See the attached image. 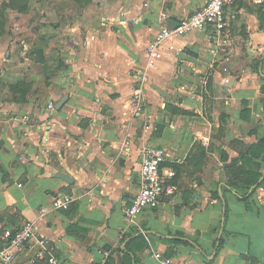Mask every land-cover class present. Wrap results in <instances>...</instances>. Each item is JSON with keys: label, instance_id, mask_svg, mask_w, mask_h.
<instances>
[{"label": "crops", "instance_id": "0c3cea01", "mask_svg": "<svg viewBox=\"0 0 264 264\" xmlns=\"http://www.w3.org/2000/svg\"><path fill=\"white\" fill-rule=\"evenodd\" d=\"M206 1L28 0L9 22L0 35V247L25 219L36 229L15 264H32L39 237L59 264H98L103 250L109 264H161L155 252L173 264H264V180L251 190L239 170L241 152L264 136V0L227 4L220 31L165 40L146 70L143 111L129 104L161 15L175 25ZM146 144L168 151L176 192L129 219ZM252 160L261 181L264 163ZM61 194L74 197L68 209L39 212Z\"/></svg>", "mask_w": 264, "mask_h": 264}, {"label": "built area", "instance_id": "2783aa9c", "mask_svg": "<svg viewBox=\"0 0 264 264\" xmlns=\"http://www.w3.org/2000/svg\"><path fill=\"white\" fill-rule=\"evenodd\" d=\"M234 0H207L201 7L187 17L180 18L173 27L168 25L167 15L162 14L159 29L152 35L146 46V65L137 66L135 72V85L129 104L132 112L139 113L145 107L143 85L146 80V70L156 62L160 45L169 38H179L192 31L211 27L217 31L226 25L224 7ZM262 1V0H257ZM173 49L174 45H169ZM53 108V104H48ZM139 168V189L125 208V216L129 219L135 217L146 208L155 207L163 194L173 195L176 186L170 182L175 175L169 160L168 151L160 146L146 144L142 148ZM74 197L72 194L56 195L50 201L49 207H41L39 212L44 214L50 210H66L71 205ZM35 225L30 219H25L16 229H5L2 233L4 244L0 247V263L15 264L26 245L35 237ZM29 262L45 261L47 264H59L55 254V245L46 237H39L34 243V248ZM102 259L98 264H109V251H102ZM161 264H173L169 257L160 252L154 253Z\"/></svg>", "mask_w": 264, "mask_h": 264}, {"label": "trees", "instance_id": "16d2710c", "mask_svg": "<svg viewBox=\"0 0 264 264\" xmlns=\"http://www.w3.org/2000/svg\"><path fill=\"white\" fill-rule=\"evenodd\" d=\"M260 20H261V27H264V8L263 7L261 9ZM246 102H247L246 100H242L241 111L245 110L249 112L250 110L247 107H245ZM240 157H241L242 162L239 165V170L241 172V175H243L244 177V184L247 188L251 187V190H254V188H256L257 186H260L264 180V177H263V179L259 181V178L262 175L261 172L257 171L259 164L253 162L252 160V157H256V158L261 159L264 163V136L260 137L256 143L247 145L245 150L241 152ZM252 163H254V166ZM131 241L138 242L137 248H141L146 245V241L141 236V234H138L136 237L132 238ZM222 242L223 240L220 237L218 247L221 246ZM128 249H129L128 247L123 249V255L126 254Z\"/></svg>", "mask_w": 264, "mask_h": 264}, {"label": "rangeland", "instance_id": "374dc122", "mask_svg": "<svg viewBox=\"0 0 264 264\" xmlns=\"http://www.w3.org/2000/svg\"><path fill=\"white\" fill-rule=\"evenodd\" d=\"M28 7V0H0V35L7 32L10 28L9 22L17 19V16L27 11ZM9 12H12L13 16ZM188 90H193L196 94L202 91L203 98H207V93H203V89L197 85H191Z\"/></svg>", "mask_w": 264, "mask_h": 264}, {"label": "water", "instance_id": "95a60500", "mask_svg": "<svg viewBox=\"0 0 264 264\" xmlns=\"http://www.w3.org/2000/svg\"><path fill=\"white\" fill-rule=\"evenodd\" d=\"M168 25L170 26V27H173L174 25H172V24H170V23H168ZM67 98V94H64L63 95V97H61V99L55 104V108L56 109H60L61 108V106L63 105V103H64V100ZM56 176H58V177H61L63 180H65V181H67V182H69V183H71L72 182V179H71V177H69L68 175H66V174H64V173H56Z\"/></svg>", "mask_w": 264, "mask_h": 264}]
</instances>
